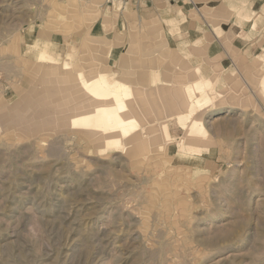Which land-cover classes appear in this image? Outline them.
Listing matches in <instances>:
<instances>
[{
    "label": "rangeland",
    "instance_id": "rangeland-1",
    "mask_svg": "<svg viewBox=\"0 0 264 264\" xmlns=\"http://www.w3.org/2000/svg\"><path fill=\"white\" fill-rule=\"evenodd\" d=\"M103 1L97 0V10ZM112 1L115 9L126 4ZM87 2L0 0V108L52 79L57 70L37 57L51 38L73 35L71 72L90 75L101 65L83 38L85 25L95 20H85ZM49 48L63 60L67 46ZM259 54L245 53L236 69L212 75L209 92L216 99L196 115L211 144L200 156L175 154L183 130L174 119L166 147L154 151L144 139L132 152L100 148L88 130L61 126L51 104L37 107L39 123L32 128L4 123L0 264H264V92L257 85L264 52ZM103 70L111 75L109 67ZM189 73L180 67L173 75L187 79Z\"/></svg>",
    "mask_w": 264,
    "mask_h": 264
},
{
    "label": "bare ground",
    "instance_id": "bare-ground-1",
    "mask_svg": "<svg viewBox=\"0 0 264 264\" xmlns=\"http://www.w3.org/2000/svg\"><path fill=\"white\" fill-rule=\"evenodd\" d=\"M108 1L104 0L103 4ZM84 6L87 7L85 12L88 17L90 16L89 19H96L99 6L97 0H88L87 5ZM55 27L54 25L53 29L58 32L60 26ZM74 49V45L67 44L62 61L46 48L38 50L37 57L40 61L57 71L52 73V79L41 81L44 85L42 90L32 88L27 91L24 99L1 106L0 130L4 123L10 124L14 121L26 123L29 128L38 125L37 107L51 104L57 123L61 126L88 130L93 133L94 142L100 148L110 146L132 152L134 149L132 146L147 139L152 144L150 149L158 151L172 141L173 135L170 133L168 121L173 119L179 130H183V135L175 142L178 147L175 154L200 156L199 153L206 151L211 145L202 120L196 115L204 113L208 107L211 109L214 104L216 96H211L209 92L214 90L212 89L216 81L213 79L214 76H206L195 69L193 73L195 72L196 75L187 79H177L173 75L174 79L165 78L163 82L156 83L154 88L140 87L136 83L133 84L131 71L119 76L111 74L106 78L104 65L98 66L90 75L82 72L84 70L71 72L68 64V59L71 58L68 52ZM127 59L129 60V56ZM173 61L176 66L188 68L182 56L175 57ZM154 71L149 76L152 85L159 77L158 72ZM47 74L45 73L46 76ZM257 82L264 92V76H261ZM217 94L221 96L220 92ZM35 96H38L36 100H34ZM150 126L158 129L153 132L148 129Z\"/></svg>",
    "mask_w": 264,
    "mask_h": 264
},
{
    "label": "crops",
    "instance_id": "crops-1",
    "mask_svg": "<svg viewBox=\"0 0 264 264\" xmlns=\"http://www.w3.org/2000/svg\"><path fill=\"white\" fill-rule=\"evenodd\" d=\"M125 3L123 8L119 5L115 9L112 0L106 2L97 10L100 14H96L93 22H89L87 14L85 20L89 23L84 20L83 38L90 44L89 53L95 59L99 56L98 64L109 67L116 76L131 71L133 84L140 87L154 88L165 78L172 79L180 69L173 61L177 56L184 58L191 73L198 69L208 76L230 66L236 69V63L245 53L264 52V0H127ZM72 36L66 38L63 34L59 40L51 38L47 44L67 46L72 44ZM85 40L80 46L84 48L81 53H86ZM48 45L46 50L51 52ZM128 56V65L122 67L121 61ZM152 71L159 76L154 85L149 77ZM188 75L191 77L193 73Z\"/></svg>",
    "mask_w": 264,
    "mask_h": 264
},
{
    "label": "built area",
    "instance_id": "built-area-1",
    "mask_svg": "<svg viewBox=\"0 0 264 264\" xmlns=\"http://www.w3.org/2000/svg\"><path fill=\"white\" fill-rule=\"evenodd\" d=\"M107 1H108V0H107ZM110 1H111V0H110ZM110 1H108V2L110 3ZM122 1H123V3H125V2H126V0H122ZM108 2H107V3H108Z\"/></svg>",
    "mask_w": 264,
    "mask_h": 264
}]
</instances>
